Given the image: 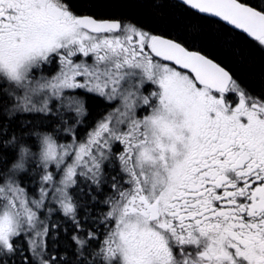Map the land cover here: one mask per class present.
Instances as JSON below:
<instances>
[{"label": "snow or ice", "instance_id": "obj_1", "mask_svg": "<svg viewBox=\"0 0 264 264\" xmlns=\"http://www.w3.org/2000/svg\"><path fill=\"white\" fill-rule=\"evenodd\" d=\"M0 264H264V0H0Z\"/></svg>", "mask_w": 264, "mask_h": 264}]
</instances>
